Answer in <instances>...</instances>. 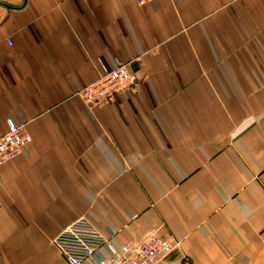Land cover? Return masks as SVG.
Listing matches in <instances>:
<instances>
[{"label": "crops", "instance_id": "0c3cea01", "mask_svg": "<svg viewBox=\"0 0 264 264\" xmlns=\"http://www.w3.org/2000/svg\"><path fill=\"white\" fill-rule=\"evenodd\" d=\"M117 60L139 81L92 115ZM9 117L32 142L1 167L0 264H68L80 217L116 246L172 234L159 264H264V0H0V137Z\"/></svg>", "mask_w": 264, "mask_h": 264}, {"label": "built area", "instance_id": "2783aa9c", "mask_svg": "<svg viewBox=\"0 0 264 264\" xmlns=\"http://www.w3.org/2000/svg\"><path fill=\"white\" fill-rule=\"evenodd\" d=\"M139 5L156 3L157 0H135ZM12 44V41L9 40ZM139 78L128 69L126 63L117 60L113 68L87 83L79 91L86 110H94L114 100L117 93L124 91ZM32 137L24 124L13 117L7 119V130L0 137V181L1 167L21 154L28 153ZM117 231L105 236L87 217H80L60 231L53 239L68 264H159L179 248L175 236L160 228H150L133 242L120 246L113 244L112 237ZM106 248L109 255L102 251Z\"/></svg>", "mask_w": 264, "mask_h": 264}, {"label": "rangeland", "instance_id": "374dc122", "mask_svg": "<svg viewBox=\"0 0 264 264\" xmlns=\"http://www.w3.org/2000/svg\"><path fill=\"white\" fill-rule=\"evenodd\" d=\"M138 79L136 80V82L135 83H133L132 85H130V86H128L127 87V89H125L124 91H127V90H131V89H133V87H135V85L138 83ZM121 92H123V91H121ZM121 92H119V93H121ZM111 102H113V101H111ZM110 102V103H111ZM106 105V104H105ZM104 106V105H103ZM98 108H100V107H98ZM97 109V108H96Z\"/></svg>", "mask_w": 264, "mask_h": 264}]
</instances>
